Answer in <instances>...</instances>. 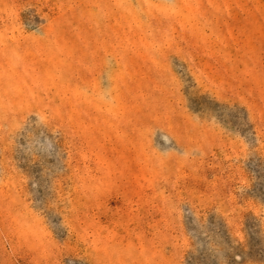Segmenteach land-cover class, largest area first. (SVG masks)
I'll list each match as a JSON object with an SVG mask.
<instances>
[{
    "label": "rangeland",
    "instance_id": "obj_1",
    "mask_svg": "<svg viewBox=\"0 0 264 264\" xmlns=\"http://www.w3.org/2000/svg\"><path fill=\"white\" fill-rule=\"evenodd\" d=\"M0 264H264V0H0Z\"/></svg>",
    "mask_w": 264,
    "mask_h": 264
}]
</instances>
